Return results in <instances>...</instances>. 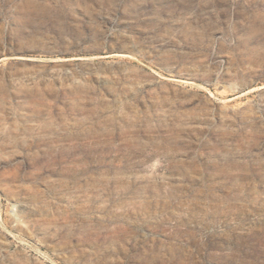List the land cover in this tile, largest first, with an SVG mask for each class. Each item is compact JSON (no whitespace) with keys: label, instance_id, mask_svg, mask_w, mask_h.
Instances as JSON below:
<instances>
[{"label":"rangeland","instance_id":"rangeland-1","mask_svg":"<svg viewBox=\"0 0 264 264\" xmlns=\"http://www.w3.org/2000/svg\"><path fill=\"white\" fill-rule=\"evenodd\" d=\"M0 264H264V0H0Z\"/></svg>","mask_w":264,"mask_h":264}]
</instances>
